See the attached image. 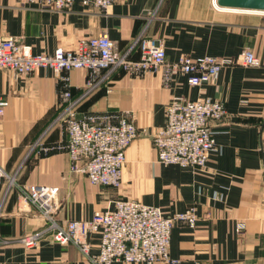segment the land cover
<instances>
[{"label": "crops", "instance_id": "crops-1", "mask_svg": "<svg viewBox=\"0 0 264 264\" xmlns=\"http://www.w3.org/2000/svg\"><path fill=\"white\" fill-rule=\"evenodd\" d=\"M102 33L120 52L131 50L132 60L140 58L143 42L158 41L171 63L182 55L236 59L249 49L261 66H225L216 83L202 86L189 85L183 73L165 83L164 69L138 77L119 70L95 88L81 101V115L128 113L141 133L126 151L118 189L70 173L66 153L42 151L66 138L57 121L64 81L49 68L27 76L0 70V95L9 101L0 124V167L6 173L0 183V264H91L72 243L47 238L27 249L19 241L47 224L25 199V189L38 184L58 189L61 226L90 220L119 198L159 207L167 216L194 207V226L172 228V258L181 264H264V15L219 11L213 0H116L106 15L79 2L67 12H50L26 7L25 0H0V35L30 45L34 54L72 50ZM88 74L63 73L73 98L84 92ZM174 97L211 98L226 107L204 168L158 161L153 135L165 125ZM99 238L89 237L93 252Z\"/></svg>", "mask_w": 264, "mask_h": 264}, {"label": "built area", "instance_id": "built-area-1", "mask_svg": "<svg viewBox=\"0 0 264 264\" xmlns=\"http://www.w3.org/2000/svg\"><path fill=\"white\" fill-rule=\"evenodd\" d=\"M116 0H25L26 7L39 11L67 12L79 2L102 14H108ZM228 65L261 66L253 51L246 49L236 59H218L211 56L191 58L182 55L176 62L166 59L161 42H143L140 58L131 59V50L120 52L106 34L82 39L75 49L57 48L53 53L34 54L32 47L12 37L0 35V70L15 76L32 75L39 69L49 68L64 81L66 90L60 95V113L65 139L42 151L66 153L70 173L86 177L93 185L120 188L126 151L141 133L128 113L84 114L78 107L84 98L116 71L138 77L146 72L165 70L164 81L169 83L177 73L188 77L191 86L216 83L221 69ZM85 69L88 78L84 92L73 98L68 79L63 73ZM9 101L0 95V124ZM166 123L154 135L158 161L163 165L182 168H204L216 150L215 126L227 115L223 102L211 98L195 100L174 97L165 110ZM6 173L0 167V183ZM14 182L9 179V184ZM25 199L32 203L47 222L46 226L19 241L27 249H34L50 238L61 245L70 243L79 247L91 264H181L170 255L172 228L176 223L194 226L197 212L194 207L167 216L159 207L119 198L113 208L98 211L90 220H71L61 226L57 220L58 189L47 185H31L25 189ZM239 233L243 226H239ZM100 234L98 251H92L89 237Z\"/></svg>", "mask_w": 264, "mask_h": 264}, {"label": "water", "instance_id": "water-1", "mask_svg": "<svg viewBox=\"0 0 264 264\" xmlns=\"http://www.w3.org/2000/svg\"><path fill=\"white\" fill-rule=\"evenodd\" d=\"M219 11L264 15V0H213Z\"/></svg>", "mask_w": 264, "mask_h": 264}]
</instances>
